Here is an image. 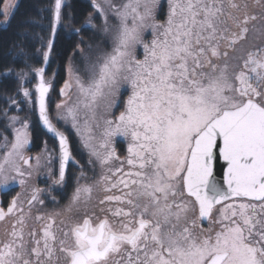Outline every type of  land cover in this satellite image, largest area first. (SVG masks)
Here are the masks:
<instances>
[{
	"label": "snow or ice",
	"instance_id": "1",
	"mask_svg": "<svg viewBox=\"0 0 264 264\" xmlns=\"http://www.w3.org/2000/svg\"><path fill=\"white\" fill-rule=\"evenodd\" d=\"M62 2L54 0L53 37ZM93 7L110 50L86 58V80L69 64L56 115L71 122L100 174L92 179L81 168L62 211L33 215L44 204L36 187L0 207V264H264V0H167L163 22L161 0H93ZM12 8L5 0L0 15ZM53 45L48 39L45 63ZM32 71L39 120L59 141V174L48 167L47 145L35 164L25 156V120L0 145V187L23 189L42 167L63 187L73 161L68 137L49 117L45 69ZM19 76L23 84L27 73ZM124 86L123 110L109 118ZM21 91L32 103L30 91ZM116 137L127 142L123 158ZM93 201L100 215L89 212Z\"/></svg>",
	"mask_w": 264,
	"mask_h": 264
},
{
	"label": "trees",
	"instance_id": "2",
	"mask_svg": "<svg viewBox=\"0 0 264 264\" xmlns=\"http://www.w3.org/2000/svg\"><path fill=\"white\" fill-rule=\"evenodd\" d=\"M2 3L3 0H0V11ZM53 5L54 0H18L7 25L0 26V129L4 123L1 114L6 110L7 99L17 94L18 81L15 74L31 71V86L32 83L35 85L36 78L32 69L42 67L44 62L43 52L47 50V41L51 35ZM92 13L93 6L88 0H63L62 2V21L57 27L54 45L44 74V78L51 82L52 97L57 96L65 82L68 64L72 63L75 69L79 70L85 60L81 57V49L85 52L86 45L96 41L95 30L100 27L101 21L99 17L92 18ZM1 18L2 15H0ZM74 29H80V31L76 32ZM32 107V121L29 126L30 151L38 152L44 143L54 144V140L40 128L34 101ZM47 108L48 112L49 109L52 110V104H48V99ZM67 137L73 153L72 137L70 135ZM74 167V164L69 165V176ZM73 188L74 185L70 182L66 190L67 196L63 198L56 194L58 198L56 204L59 207L62 203L64 204ZM17 190L18 187H12L1 192V207H7L10 200L9 194H14ZM45 204L50 206V202Z\"/></svg>",
	"mask_w": 264,
	"mask_h": 264
},
{
	"label": "rangeland",
	"instance_id": "3",
	"mask_svg": "<svg viewBox=\"0 0 264 264\" xmlns=\"http://www.w3.org/2000/svg\"><path fill=\"white\" fill-rule=\"evenodd\" d=\"M4 2H5V0H3L1 11L3 10ZM9 2L13 5V8L10 9L9 17L6 18L4 15H2V18L0 19V26H2V27L7 25L11 15L13 14V12L15 10V7H16V5L18 3V0H9ZM88 2H90L91 5L93 6V0H88ZM97 2L100 3V4H103L104 0H97ZM113 2L114 3H121L122 0H113ZM161 4H162V7L159 10L158 20L163 22L166 19L167 0H161ZM106 11H107L108 18H109V24L111 25L112 23L115 22L114 18L112 17V13H111L110 10L106 9ZM96 17H99V19L101 21V24H100V27L95 30L96 41L94 43H92V44H87L86 48H85V52L84 51L83 52L80 51L81 54H82L81 55L82 59L83 60L85 59L84 62H83V65L79 68V70H76L74 65L72 63H69V64H71L74 73L76 75L81 76L85 80L87 79L86 58L90 57V56L94 58L96 53H97V51L99 49L110 50V41L108 39L107 34H105V32L103 30L104 29V23H105L104 18L93 7L92 18H96ZM151 38H152L151 32H146L145 33V39L150 41ZM251 42H252V38L249 37V42L248 43H251ZM248 43H246L244 45V47H248ZM256 43H259V41H256ZM137 52H138V58H142L143 49L142 48H138ZM69 64H68V66H69ZM68 66L66 67V78H65V81L70 79L69 72H68ZM23 72L27 73V76L25 77L23 84L21 83L20 76H19V73H21V72L15 74V76L17 78V81H18L17 94L15 96L7 99L6 110L1 114V119L4 120V123H3L2 129H0V145L4 144L5 137H7V140L9 142L12 141V139H13V127L19 128L21 126V124L25 120L28 121V124L30 126V122L32 121V110H33L32 104H33V101H34V104H35V94L33 92L34 85L32 83V86H31V74H30L31 71H23ZM46 80H48V79H46ZM48 81H50V80H48ZM63 86H64V84L62 85V87ZM21 87L27 88L30 91L32 103H29L28 99H26L24 97L23 92L21 91ZM129 91L130 90L127 89V86H124L121 89V95L118 98L117 105L114 108L111 109L112 115L109 116V118H114L116 115H119L120 111L123 110L124 101L126 100L128 94H129ZM49 95H50V93H49ZM76 96H77V91H76L75 84H74V81H73V87L68 90V98H69V103L70 104L75 101ZM47 99H48V104H52V110L49 109L48 113H49V117L51 118L53 124H55L56 126H59L58 129L60 131H63L65 133V135H67V136L70 135L72 137L73 143H71V144L73 145V148H72L73 149L72 150L73 153L72 152L71 153H72V156L74 158V161H75L76 165L78 164L70 172L71 183H73L74 188L76 186V179L80 175L81 168H83L85 174L89 178H92V179L97 178L99 176V174H100L99 165L97 164V165L94 166L93 164L89 163V152H88L87 149L84 148V146H83V144L81 142V139L77 135L76 130L72 127L71 122L69 121V122L65 123L64 120H61V119L57 118L56 105H57V103H60L62 99H65V97H62L60 95V90H59V93L57 94V96H53L52 97L50 95V96H48ZM13 100L16 101L15 104L12 103ZM13 116L19 117V119L15 122V124H13V122L10 120V118L13 117ZM28 131H29V128H28ZM30 140H31V138H30V131H29V144H28V146L25 149V156L26 157H32L33 159H32L31 162L33 164H35L34 157L36 155H38V154H41L42 150L45 148V145H47V150L48 151L46 153H44V156H47L48 153H53L51 164H49L48 167H50L52 169V172H53L54 176L58 177V174H59V169H58V158H59V155H58V150H57L56 144L54 145L51 142H46V143H44L42 145V149H40V151L31 152L30 151V149H31ZM69 146H71V145L69 144ZM114 146H115V149H116L118 155L121 158L126 156V154H127V151H126L127 150V142L122 137H116ZM3 151H4V149L2 147H0V157H2ZM118 165H119V161H115L114 162V166H118ZM48 167H42L38 172H34L33 176L30 179H28V182L24 186L23 189L18 184H10L6 188L0 187V194H1L2 191H6V190L14 187L15 185H17V187H18V190L16 191V193L9 194L10 200H9V202L7 204V207L9 205L11 199L18 192L22 193V198L23 197H27L30 194L32 188H34V187L37 188L38 184H39V186L42 185V184H40V182L43 180V179H41V177H44V176L50 177L48 175ZM125 167H127V166L125 165ZM2 178L3 177H0V179H2ZM84 182H86V181L81 180V183H84ZM87 182L90 183L91 180H88ZM74 188H73V190H74ZM73 190H72V192H73ZM44 192L45 191H43L41 193V195H40V199H42L44 201V204L41 205V204H39L37 202L33 206V209H32L33 215L37 214V212H39V213H49V212H53V211H62L64 209V207L66 206V204L68 203L69 197L72 194V192H71L69 197H67V199L65 200L64 204L61 207H59L56 204L57 200L55 199V200H51L50 201L49 198H47V195ZM0 199H1V196H0ZM48 202H52L49 207L46 206V204H45V203H48ZM95 204H96V202L93 201V204L89 206L88 210H89V212L95 211L97 213V215H100L99 208L96 207ZM0 207H1V202H0ZM7 207L4 208V209H7ZM218 210H216V211L218 212ZM2 227H3V225H0V229H2Z\"/></svg>",
	"mask_w": 264,
	"mask_h": 264
},
{
	"label": "flooded vegetation",
	"instance_id": "4",
	"mask_svg": "<svg viewBox=\"0 0 264 264\" xmlns=\"http://www.w3.org/2000/svg\"><path fill=\"white\" fill-rule=\"evenodd\" d=\"M74 166H76V163L74 164ZM69 171L70 170H69V167H68L67 170H66V173H65V182H64V186L63 187H61L59 185H53L52 184V178H50L48 176H44V177H41V179H43V180L40 182V184H42V185L39 186V184H38L37 188L43 189L45 191L44 193L47 195V198H49L50 201L53 200L52 197H55V199L58 200V198H56L57 195L60 196V197L62 196L64 198L65 196H67L66 195V190L68 188V185L71 182V176L68 175ZM14 187H17V185H15ZM51 203L52 202H50V204ZM61 205H63V203ZM219 207L220 206L218 205L216 210H218ZM208 226H209V222L208 221H206V220L202 221V227L203 228L206 229V228H208Z\"/></svg>",
	"mask_w": 264,
	"mask_h": 264
},
{
	"label": "water",
	"instance_id": "5",
	"mask_svg": "<svg viewBox=\"0 0 264 264\" xmlns=\"http://www.w3.org/2000/svg\"><path fill=\"white\" fill-rule=\"evenodd\" d=\"M50 38H55V36H54V37L52 36V31H51ZM47 50H48V49H47ZM47 65H48V62H47V63L43 62L42 67L45 69V71H46V69H47ZM44 74H45V72H44ZM35 78H36V82H35V84H36V83L38 82V78H37L36 76H35ZM34 86H35V85H34ZM33 91H34V93H35V99H36L35 87H33ZM50 91H51V87H50V89H49V93H50ZM49 93H48L47 96H46V106H47V98H48V96H49ZM35 109H36V118H37V121H38V124H39L40 128L43 130V132H44L47 136H49L51 139H53V140L56 141V143H57V147H58V152H59V141H58V139H56V138L54 137L53 134L48 133L47 129L43 127L42 122L39 120V112H38V107H37L36 104H35ZM47 110H48V109H47ZM56 127H57V126H56ZM69 147H70V146H69ZM71 164H75L74 158H73V161H70L69 164L66 166V170H67V168L69 167V165H71ZM223 167H224V163H223L222 160H218V161L216 162V164H215V167H214V173H215V175H216V178H217L218 180H220L221 182H222V175H223ZM66 170H65V173H66Z\"/></svg>",
	"mask_w": 264,
	"mask_h": 264
},
{
	"label": "bare ground",
	"instance_id": "6",
	"mask_svg": "<svg viewBox=\"0 0 264 264\" xmlns=\"http://www.w3.org/2000/svg\"><path fill=\"white\" fill-rule=\"evenodd\" d=\"M54 144H56V147H57V143L55 140H54ZM57 150H58V147H57ZM58 155H59V152H58ZM58 169H59V158H58Z\"/></svg>",
	"mask_w": 264,
	"mask_h": 264
}]
</instances>
